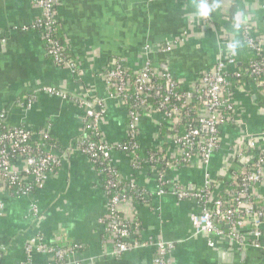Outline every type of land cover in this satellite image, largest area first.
I'll use <instances>...</instances> for the list:
<instances>
[{"label":"crops","instance_id":"crops-1","mask_svg":"<svg viewBox=\"0 0 264 264\" xmlns=\"http://www.w3.org/2000/svg\"><path fill=\"white\" fill-rule=\"evenodd\" d=\"M195 2L58 0L57 23L67 51L80 70L75 75L47 56L41 33L30 29L39 14L33 1L0 0V114L10 125L50 133L63 149L58 152L61 166L42 188L28 196L0 192L5 204L0 217V246L5 251L0 264H21L26 242L36 236L51 245L81 246L77 254L80 264H154L157 248L147 245L149 241L172 243L174 248L168 256L172 264H264L262 252L231 250L220 238L196 234L190 215L198 212L197 203L179 200L170 189L161 193L153 168L147 165L136 169L131 156L117 150L112 158L122 179L142 188L147 200L129 197L119 205L122 217L137 221L140 227L136 247L121 256H111L113 239L99 222L107 214L104 180L75 146L83 134V109L72 97L104 102L106 113L100 132L107 143L118 145L128 136L127 111L118 99L109 98L104 80L98 76L110 60L123 59L137 71L148 56L153 66H167L178 82L190 88L197 74L210 69L220 53H229L227 45L238 41L240 48L232 56L237 67L246 66L249 55L239 30L250 26L264 38V0H218L219 7L209 16V29L204 19L195 16ZM168 40L176 44L170 52L160 53ZM147 45L150 50L146 55ZM44 88L66 97L47 94ZM30 96L34 99L27 107ZM236 99L243 126L222 128L225 139L209 169L213 179L219 177L226 162L228 170L235 172L239 164L229 159V148L263 127L264 93L249 83L236 92ZM163 130L154 118H143L139 124L140 150H157ZM166 175L173 183L194 189L202 185L204 170L193 163L169 170ZM255 194L264 199V186ZM31 204L39 209L36 219L30 216ZM210 241L214 247H209ZM50 261L48 255L34 257L35 264Z\"/></svg>","mask_w":264,"mask_h":264},{"label":"built area","instance_id":"built-area-1","mask_svg":"<svg viewBox=\"0 0 264 264\" xmlns=\"http://www.w3.org/2000/svg\"><path fill=\"white\" fill-rule=\"evenodd\" d=\"M32 1L39 14L30 29L40 31L47 56L56 65L79 75L80 70L73 61L65 59L64 47L54 37L58 0ZM210 25V18L204 19L205 28L209 29ZM240 38L251 56L264 55V38L249 30L248 26H242ZM175 44V40H168L159 52L168 53ZM149 50L147 45L144 48L146 55ZM98 76L104 80L109 98L118 99L125 107L128 119L126 141L109 144L100 132L101 120L106 113L104 102L101 99L84 102L85 97H82L77 103L84 108L82 122L85 128L75 146L84 156L105 163L104 171L110 177L105 182V193L116 189L115 181L122 178L114 170L117 167L112 158L113 151L129 152L134 166L137 160L135 151L140 149L139 124L143 118H154L158 128L166 131L167 147L164 149L161 144L157 148L160 159L151 156L145 164L151 165L156 173L159 191L163 193L170 189L179 200L197 203L198 212L190 215L196 234L220 238L231 250L251 249L264 253V199L255 194L258 187L264 186V123L260 132L245 135L229 148V159L239 164L234 173L228 170V162L216 179L209 171L225 139L222 128L225 125L243 126L236 92L244 89V81L248 80L264 93V57L259 60L251 58L244 69H239L235 57L222 52L210 69L194 77L190 88L178 82L167 66H153L148 56L137 71L129 68L123 59L110 60L105 71ZM43 91L63 99L66 97L51 88ZM31 102L32 99L28 98L26 106L29 107ZM192 112L196 114L195 119L191 118ZM92 134H96L93 140L89 137ZM47 139L48 132H32L21 125H10L5 115L0 114V192L28 196L45 185L54 168L61 166L62 157ZM158 162H164L165 168L158 169ZM193 163H198L204 170L203 183L199 187L188 189L167 178V171ZM134 186L129 182L107 198V214L99 219L106 234L113 239V257L136 247L140 225L135 220L124 219L118 210L119 205L130 197L128 194L132 193ZM256 199L262 203L257 205ZM4 208L0 199V217ZM29 213L33 219L39 217V209L34 204L30 205ZM147 243L157 248L154 264H172L168 257L174 248L172 243ZM208 244L209 247L215 246L211 241ZM80 249L77 244L51 245L40 236L32 237L25 244V258L21 264H35L34 257L42 254L51 257L48 264H80L77 258ZM4 251L5 248L0 246V258Z\"/></svg>","mask_w":264,"mask_h":264},{"label":"trees","instance_id":"trees-1","mask_svg":"<svg viewBox=\"0 0 264 264\" xmlns=\"http://www.w3.org/2000/svg\"><path fill=\"white\" fill-rule=\"evenodd\" d=\"M249 27V30H253L250 26H248ZM37 32H40V31H37ZM241 32H242V27L240 28V30H239V35L241 36ZM54 37L56 38V40L64 47V57H65V59H68V60H71V61H73L72 60V58L70 57V54H69V52L67 51V48H66V45H65V43H64V41L62 40V36H61V33H60V30H59V25H58V23H57V25H56V27H55V30H54ZM241 39V38H240ZM241 43H242V45H244V47L246 48V44L243 42V40H241ZM248 55H249V57H248V60H250L251 58H254V59H257V60H259V59H261V58H263L264 57V55H261V56H258V57H256V56H251L249 53H248ZM248 60H247V62H248ZM238 68L239 69H242V67H239L238 66ZM245 68V67H244ZM243 68V69H244ZM133 77V76H132ZM250 82L248 81V80H246V81H244V84L245 85H248ZM57 91V90H56ZM57 92H59V91H57ZM63 94V93H62ZM63 95H65V94H63ZM66 96V95H65ZM30 99H34V96H30L29 97ZM80 98H82V97H80ZM80 98H77V97H72L71 99L74 101V102H76V103H79L80 102V100H82V99H80ZM84 100H82V101H84V102H86V101H90L91 99H86V98H83ZM195 117H196V114L195 113H191V118L192 119H195ZM82 127H83V129L85 128V125H84V123L82 122ZM160 130L162 131L163 129L162 128H160ZM165 133H166V131L165 130H163ZM163 132V133H164ZM163 133H161V135H160V139H162V141H161V144H162V146H163V148L165 149L166 147H167V145H166V142H165V139H164V137L162 136V134ZM82 136V135H81ZM95 136H96V134H92V135H90L89 137L93 140V139H95ZM165 136V135H164ZM97 138V137H96ZM90 139V140H91ZM124 141H126V140H124ZM123 141V142H124ZM47 142H48V144L49 145H54L55 146V150L56 151H58V152H61L63 149L58 145V143H57V141L51 136V134L50 133H48V139H47ZM76 143V142H75ZM76 145V144H75ZM78 147V146H77ZM44 151H49V150H47V149H44ZM121 153H124V154H127V155H131L129 152H124V151H120ZM135 154L137 155V160H136V163H135V165H134V168H136V169H141L143 166H147L145 163H146V161L147 160H149L150 159V157L152 156V157H154L155 159H157V158H159L160 159V154L157 152V150H143V151H141L140 149H137L136 151H135ZM87 158H88V160L90 161V163H91V165H92V167H94L98 172H101L102 173V177H103V188H104V191L106 192V190H105V182H107V180L110 178L109 177V175L106 173V171H104V167H105V163H102L101 161H95L94 159H91V157L88 155L87 156ZM157 168L158 169H160V170H162V169H164L165 168V164H164V162H158L157 163ZM148 167L151 169L152 168V166L151 165H149L148 164ZM59 168L58 167H56V168H54V173L58 170ZM114 170L117 172V173H120L119 172V170L118 169H116V168H114ZM116 183H117V188L116 189H112V191L110 192V193H106V197L107 198H109V197H111L114 193H116L117 191H120V189H122L123 187H125V186H127L128 185V183L129 182H127V181H125L124 179H122V178H120L118 181H115ZM226 182H224V184H225ZM36 190H38V189H36ZM36 190H33L31 193H34ZM166 190V189H165ZM30 193V194H31ZM29 194V195H30ZM129 196H130V198L132 197L133 199H136L137 201H140V202H143V201H146L147 200V198L145 197V193H144V191H143V189L142 188H140V187H138L137 185H135L134 187H133V191H132V193L130 192L129 194H128ZM262 202H261V200L260 199H256V204L257 205H260ZM136 238V236L134 237V239ZM137 239V238H136ZM80 251H81V249H80Z\"/></svg>","mask_w":264,"mask_h":264},{"label":"clouds","instance_id":"clouds-1","mask_svg":"<svg viewBox=\"0 0 264 264\" xmlns=\"http://www.w3.org/2000/svg\"><path fill=\"white\" fill-rule=\"evenodd\" d=\"M218 7V0H196L194 3V14L200 19H207ZM239 48L240 44L238 41H232L227 45L228 52L233 56L237 55Z\"/></svg>","mask_w":264,"mask_h":264},{"label":"rangeland","instance_id":"rangeland-1","mask_svg":"<svg viewBox=\"0 0 264 264\" xmlns=\"http://www.w3.org/2000/svg\"><path fill=\"white\" fill-rule=\"evenodd\" d=\"M80 106V105H79ZM83 110H84V108L82 107V106H80Z\"/></svg>","mask_w":264,"mask_h":264}]
</instances>
